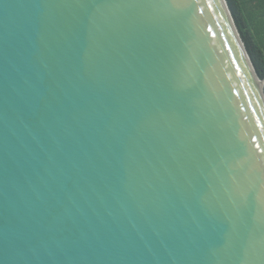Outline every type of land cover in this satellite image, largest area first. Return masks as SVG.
<instances>
[{
  "label": "water",
  "instance_id": "obj_1",
  "mask_svg": "<svg viewBox=\"0 0 264 264\" xmlns=\"http://www.w3.org/2000/svg\"><path fill=\"white\" fill-rule=\"evenodd\" d=\"M0 264H264L226 0H0Z\"/></svg>",
  "mask_w": 264,
  "mask_h": 264
},
{
  "label": "trees",
  "instance_id": "obj_2",
  "mask_svg": "<svg viewBox=\"0 0 264 264\" xmlns=\"http://www.w3.org/2000/svg\"><path fill=\"white\" fill-rule=\"evenodd\" d=\"M260 79H264V0H226Z\"/></svg>",
  "mask_w": 264,
  "mask_h": 264
}]
</instances>
